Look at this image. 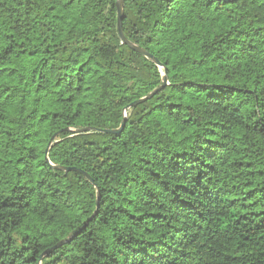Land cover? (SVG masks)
<instances>
[{"label":"trees","instance_id":"trees-1","mask_svg":"<svg viewBox=\"0 0 264 264\" xmlns=\"http://www.w3.org/2000/svg\"><path fill=\"white\" fill-rule=\"evenodd\" d=\"M118 1L0 0V264H264V0H123L110 133Z\"/></svg>","mask_w":264,"mask_h":264},{"label":"water","instance_id":"water-1","mask_svg":"<svg viewBox=\"0 0 264 264\" xmlns=\"http://www.w3.org/2000/svg\"><path fill=\"white\" fill-rule=\"evenodd\" d=\"M226 1H229V0H226ZM117 6H118V18H119V34H120V37L122 38V40L127 43L128 45H130L132 48H134L135 50L141 52L142 54H144L146 57L148 58H151L158 66L160 67H164V76H163V83L162 85H160L159 87L155 88L153 91H151L149 94L137 99L136 101H134L132 104H130L126 109H125V112H124V116L125 118L123 119L121 125L119 128H116V129H104L103 131H106V132H110V133H120L123 128H124V125L126 123V118H127V114H128V109L133 106V105H136V104H139V103H142L148 99H150L152 96H154L157 92H159L165 85L168 84V76H167V70H166V67L159 61L158 58H156L152 53H150L149 51H147L146 49L144 48H141L139 47L138 45H136L135 43L129 41L124 32H123V28H122V20H123V15H124V10H123V0H119L117 2ZM66 131L67 130H70L69 128H66L65 129ZM87 130H89V128H83L81 130H79V132H86ZM58 136V133L54 134L51 139H50V142L48 144V147L46 149V159L47 161L50 163V159H49V150H50V147L51 145L53 144V142L57 139L56 137ZM66 170H69V169H73V168H69V167H65ZM88 175V174H87ZM88 177L90 178V181L91 182H94L93 178L91 176L88 175ZM100 206V192L98 190V197H97V209L96 211L94 212V214L88 219V221H86V223L74 234L72 235L71 237L69 238H66V239H62L61 241H59L56 245L57 246H61L65 243H68L70 242L76 235H78L79 233H81V231L86 228L89 224V222L92 220V218L95 216V214L97 213L98 211V208Z\"/></svg>","mask_w":264,"mask_h":264}]
</instances>
